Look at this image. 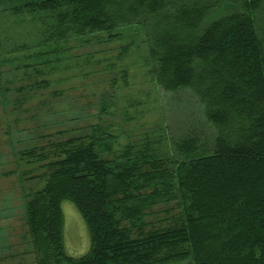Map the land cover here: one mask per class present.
<instances>
[{"label": "trees", "instance_id": "obj_1", "mask_svg": "<svg viewBox=\"0 0 264 264\" xmlns=\"http://www.w3.org/2000/svg\"><path fill=\"white\" fill-rule=\"evenodd\" d=\"M136 54L152 84L193 95L205 129L173 135L163 114L157 128H123L139 124L149 99L123 94L115 77L82 135L16 153L5 174L44 184L23 188L26 247L0 261L264 264V0H0V66L13 81L42 76L31 82L42 87L105 62L128 88ZM1 82L5 101L12 90ZM30 88L15 89V103ZM63 202L90 235L80 256L67 251Z\"/></svg>", "mask_w": 264, "mask_h": 264}, {"label": "rangeland", "instance_id": "obj_2", "mask_svg": "<svg viewBox=\"0 0 264 264\" xmlns=\"http://www.w3.org/2000/svg\"><path fill=\"white\" fill-rule=\"evenodd\" d=\"M32 31L36 32V29ZM112 45L114 44L112 43ZM114 47V50L111 49L112 53L107 52L101 57H113L118 52V48ZM84 48L88 47H83L81 51L87 50ZM90 50L91 48L88 51ZM77 51L82 53L79 49L76 50V53ZM107 51H110V47L107 48ZM137 61L141 64L142 58L137 54L126 61L131 65L128 88H123L121 74L115 75L111 74L109 70H105L107 68L105 62L102 66L96 65L92 68H78L65 73L58 71L51 77L48 76V85L42 87L31 85L46 78L32 76L30 79H25L18 72L16 75L19 80L13 81V77H15L12 74L13 71L7 70V72L6 68L2 70L0 66V71L2 70L0 81L5 83V88L12 90L5 103L0 89V255L9 256L25 249V242L21 237L25 230L21 221L23 188L27 191L29 188L35 190L44 184L40 179L21 181L17 172L11 175L5 174L17 169L16 153L32 144L43 146L48 145L50 140L61 141L73 135H82L88 125L98 121L101 95L107 91H113L111 83L115 77L119 88L127 89L123 94L127 93V96L131 95L133 98L149 99L148 112L141 118L139 124L122 121L120 124L123 128L126 126L129 131L132 129L135 133L140 132L139 127L157 128L155 126L160 125V116L163 114L161 119H165L171 126L173 135L185 133L189 126L190 128L194 126V129L196 127L205 129L202 127H206V125H203L204 123L197 113L200 107L193 101V95L184 92L171 93L158 88L155 83H151L150 76L145 75V68L139 67ZM34 78L35 81L31 83ZM22 86L24 89L31 87L30 89L34 90L27 94L31 97L30 100L19 105L15 103V100L21 95L15 89ZM54 91L59 93L52 95ZM145 95H149V98ZM120 107H123L121 102ZM116 120H119V117ZM196 121L198 124L195 123ZM42 135L45 138H40ZM119 141L120 144H124L127 142V138L122 136ZM26 169L28 167L21 162L19 170ZM41 172L42 170H37V173ZM62 208L66 219L67 251L73 256H80L86 253L90 247L87 226L78 210L70 202H63ZM0 264H34V256L19 255L0 261Z\"/></svg>", "mask_w": 264, "mask_h": 264}]
</instances>
